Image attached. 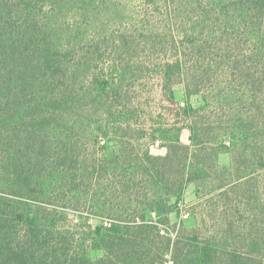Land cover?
Masks as SVG:
<instances>
[{"label":"rangeland","instance_id":"1","mask_svg":"<svg viewBox=\"0 0 264 264\" xmlns=\"http://www.w3.org/2000/svg\"><path fill=\"white\" fill-rule=\"evenodd\" d=\"M42 7L37 11L47 15L43 23L51 34L41 39L33 57L46 61L49 50L52 58L61 57L62 74L72 79L62 104L67 134L63 142L77 144L78 169H91L95 162L94 173L100 175L104 168L132 172L145 163L153 171L156 166L147 163L146 155L164 156L170 139L179 137L182 145L190 146L186 170L194 179L178 198L172 197V211L149 214L158 221L161 234L171 238L181 226L194 227L193 205L216 198L221 184L255 170L264 181V169L258 170L264 165V86L244 80V72L230 65L243 53L252 73L249 5L236 9L227 0H44ZM113 88L121 91L120 105L96 95L104 90L112 95ZM187 107L189 115L183 113ZM73 125L74 129L67 127ZM191 127L196 130L194 142L189 139ZM253 144L257 148L249 147ZM124 151L136 155L135 162L124 159ZM182 153L180 147L174 149V154ZM257 153L263 157L261 163ZM47 158L49 165L53 161ZM219 170L220 185L212 176ZM49 181L42 178L44 188ZM101 181L94 179L92 188H69L76 193L58 190L57 200L75 196L70 204L81 211L52 215L91 259L103 255L98 245L103 222L113 223L97 212L106 194ZM254 184L252 180L244 188L254 192ZM32 209L49 216L37 206ZM169 262L167 254L161 264Z\"/></svg>","mask_w":264,"mask_h":264},{"label":"trees","instance_id":"2","mask_svg":"<svg viewBox=\"0 0 264 264\" xmlns=\"http://www.w3.org/2000/svg\"><path fill=\"white\" fill-rule=\"evenodd\" d=\"M43 1L0 0V264H161L167 254L172 264H264V181L257 170L221 185V170L215 172L212 176L220 185L217 197L196 202L194 227L181 226L171 238L161 234L158 221L149 214L172 211V197L178 198L185 184L194 179L186 170L190 146L182 145L179 137L170 139L164 156L146 155L147 163L156 166L153 171L145 163L132 172H104V168L100 175L94 173L95 162L91 169H78L77 144L63 142L67 134L66 104H62L72 79L62 74L61 57L52 58L49 50L46 61L33 57L41 39L51 34L43 23L47 15L37 11L43 9ZM227 1L236 9L249 5L253 19L252 73L246 69L243 53L234 56L230 65L244 72V80L264 86V0ZM120 92L113 88L112 95L105 90L104 95H96L120 105ZM170 97H174L172 92ZM189 111L190 107L183 108L186 115ZM67 127L74 129L75 125ZM196 138L195 127H191L189 139L194 142ZM176 147L183 153L174 154ZM249 147L257 148L255 144ZM258 153L261 163L263 157ZM123 155L130 163L137 159L125 151ZM47 156L53 161L49 165ZM101 161L106 162L104 166L109 163L107 158ZM43 177L50 180L46 188ZM97 178L106 191L97 212L113 223L103 222L98 239L103 255L91 259L84 245H76L74 235L58 227L52 215L81 211L80 206L70 204L75 196L60 202L58 192L92 188ZM252 180L254 192L244 188ZM196 194L199 199V188ZM34 206L49 216L35 214Z\"/></svg>","mask_w":264,"mask_h":264},{"label":"built area","instance_id":"3","mask_svg":"<svg viewBox=\"0 0 264 264\" xmlns=\"http://www.w3.org/2000/svg\"><path fill=\"white\" fill-rule=\"evenodd\" d=\"M168 264H172V262H169Z\"/></svg>","mask_w":264,"mask_h":264}]
</instances>
